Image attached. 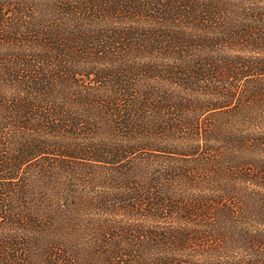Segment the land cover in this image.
I'll list each match as a JSON object with an SVG mask.
<instances>
[{"label": "trees", "instance_id": "trees-1", "mask_svg": "<svg viewBox=\"0 0 264 264\" xmlns=\"http://www.w3.org/2000/svg\"><path fill=\"white\" fill-rule=\"evenodd\" d=\"M0 264H264V0H0Z\"/></svg>", "mask_w": 264, "mask_h": 264}]
</instances>
